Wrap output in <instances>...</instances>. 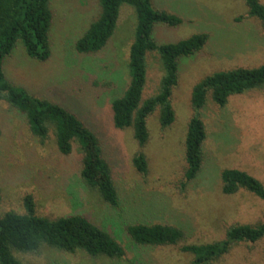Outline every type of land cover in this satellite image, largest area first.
I'll return each instance as SVG.
<instances>
[{
	"label": "rangeland",
	"instance_id": "rangeland-1",
	"mask_svg": "<svg viewBox=\"0 0 264 264\" xmlns=\"http://www.w3.org/2000/svg\"><path fill=\"white\" fill-rule=\"evenodd\" d=\"M264 3V0H260ZM157 9L180 16L177 26L156 24L159 43H175L207 33L202 50L180 61L179 84L173 90L174 123L162 128L159 113L148 118L150 141L144 152L149 167L141 174L133 163L140 151L131 128L114 126L112 100L130 83L127 64L135 39V9L123 4L117 28L103 51L83 55L75 49L99 12L98 0H52L55 22L51 31L52 57L30 58L22 45L7 62L8 76L33 95L58 102L76 113L100 137L120 206L110 208L81 178L79 145L68 156L56 146L55 134L42 143L25 117L0 101V217L9 211L26 213L31 195L37 215L57 218L83 214L108 230L126 249L122 259L93 257L83 250L70 253L44 246L37 253L16 252L26 264H193L180 246L141 247L133 243L126 226L134 222L164 223L185 232L180 245L203 244L224 238L238 223L264 219V201L241 190L233 196L221 191V171L245 170L264 183V88L230 97L220 107L209 96L201 111L206 125L204 166L199 177L183 187L185 140L193 116V87L216 71L264 63V27L249 16L245 0H154ZM156 53L148 55L144 99L157 93L163 76ZM213 264H264V238L235 245Z\"/></svg>",
	"mask_w": 264,
	"mask_h": 264
},
{
	"label": "trees",
	"instance_id": "trees-1",
	"mask_svg": "<svg viewBox=\"0 0 264 264\" xmlns=\"http://www.w3.org/2000/svg\"><path fill=\"white\" fill-rule=\"evenodd\" d=\"M99 12L75 44L83 55L104 50L117 28L120 8L128 4L135 9L137 26L127 64L130 83L122 96L112 100L113 123L117 129H133L141 148L133 163L143 175L148 173V159L144 149L150 141L148 118L159 113L162 128L170 127L176 118L172 105L173 90L179 84L180 61L204 48L209 34L198 33L175 43H159L154 38L156 24L177 26L180 16L157 9L154 0H98ZM250 17L260 20L264 27V3L245 0ZM52 0H0V101H6L20 111L31 133L42 143L55 134L58 151L71 155L75 145L82 154L81 178L113 209L120 206V194L114 182L100 137L78 115L58 102L33 95L26 87L16 84L7 72V62L22 45L26 54L39 62L52 55L51 31L55 22ZM156 53L161 61L163 76L156 94L144 99L148 79V55ZM264 88V63L256 67H237L216 71L195 84L191 105L193 116L185 140L186 169L183 187L186 188L201 174L204 166L206 125L201 111L209 96L224 107L231 96ZM221 191L233 196L245 190L264 201V183L245 170L225 168L221 171ZM1 199V192H0ZM26 213L9 211L0 217V264H26L16 252L37 253L44 246L66 252L83 250L93 257L122 259L125 247L105 228L83 214L49 218L36 214L31 195L24 200ZM126 233L141 247L180 246L193 256V264H213L243 242L256 243L264 238V219L256 224L238 223L226 229L223 239L203 244L180 245L185 232L164 223L134 222L126 226Z\"/></svg>",
	"mask_w": 264,
	"mask_h": 264
}]
</instances>
